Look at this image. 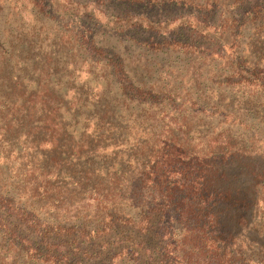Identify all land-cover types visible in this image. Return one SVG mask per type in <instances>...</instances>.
Returning <instances> with one entry per match:
<instances>
[{"label":"rangeland","instance_id":"obj_1","mask_svg":"<svg viewBox=\"0 0 264 264\" xmlns=\"http://www.w3.org/2000/svg\"><path fill=\"white\" fill-rule=\"evenodd\" d=\"M89 77L88 90L81 84ZM128 84L147 94L139 98ZM102 90L134 115L114 119L116 141L152 131L157 140L170 126L186 153L209 157L230 143L235 160L264 172V0H0V196L9 206L0 205V264H167L163 242L134 227L153 197L164 201L161 192L133 180L116 201L133 225L92 231L100 207L75 182L104 161L58 155L39 129L47 117L52 124L54 107L71 119L77 103ZM43 93L49 111L40 107ZM119 158L105 160L96 178L106 185L116 167L136 173ZM256 189L251 215L223 216L233 219L232 236L216 247L219 263L199 264H264V179Z\"/></svg>","mask_w":264,"mask_h":264},{"label":"trees","instance_id":"obj_2","mask_svg":"<svg viewBox=\"0 0 264 264\" xmlns=\"http://www.w3.org/2000/svg\"><path fill=\"white\" fill-rule=\"evenodd\" d=\"M115 66L118 67V71L122 70L120 62ZM112 76L116 77V73L113 72ZM91 80L92 78L89 77L83 81L81 87H87L89 90ZM109 81L110 78H107V83ZM128 86L132 88L131 85L128 84ZM119 88L122 95L127 94L128 89L123 85L120 84ZM131 90L139 98L147 94L140 87ZM106 91L102 90L95 100H82L81 103H77L71 119H68L65 113L58 114L54 107L51 109L54 126L47 117L43 119L39 127L40 130L50 133L47 138L52 136L53 148L58 150V155L64 152L65 157L72 155L75 161L81 158L87 159L86 161H104L101 167H98V172L94 174L90 167L85 173L84 180L75 182L79 191L87 192L89 198L96 201V206L100 207L93 213L92 219L98 223L92 225V231L105 233L113 225L118 228L122 224L133 225L132 219L126 218L122 213L117 214L119 211L116 201L120 198V193L125 186L130 184L131 188L132 181L136 179L140 181V184L143 183L141 188L149 187L151 191V187L153 189L156 187L164 198V201L160 203H154L156 202L154 197L152 201H149L150 205L145 214L142 213L144 216L134 226L136 233L147 236L152 234L158 241L163 242L162 254L167 264H199V259L203 262L213 260L219 263L216 247L221 243L228 245L232 236L227 229V224L233 219L229 218L227 221L223 219V216L227 217L231 209L252 214L257 201L256 186L264 179V172L255 171L251 163L246 164L244 161L235 160L233 156L236 152L233 150L235 147L230 143L226 144L223 153H217L215 150L213 152L211 149L207 153L209 157H201L199 153H194V156L190 152L186 153L183 143L177 142L170 126L165 127L157 135L159 137L157 140L151 138V134H154L152 131L146 134V140L140 136L132 143L124 137L116 141L120 131L113 126L114 119L128 121L134 115L126 112V108L118 106L114 98L116 95L110 97L112 93ZM154 93V95L160 94ZM43 94L45 96L43 95L40 100V107L49 111L50 103H47L50 99L46 98L45 93ZM82 95L87 96L88 91L74 93V101ZM152 118L150 116L151 120ZM114 136L115 138L110 140ZM182 139L187 142L188 136ZM123 152L132 154L127 156L128 163L133 161V170L136 173H125L122 168L116 167L114 177L109 178L105 185L102 181L104 182L107 178L104 180L96 178L98 173L107 170L105 160L120 157L117 161L123 163L127 158L121 157ZM225 157L227 159L224 163L222 160ZM231 165H235L233 170L229 168ZM247 176L251 181L250 184L243 181ZM134 194L135 191L131 190L127 201ZM137 196H142L140 191ZM5 202L6 199L0 196L1 207L8 210L9 206L7 203L5 205ZM105 218H109L108 224L102 223ZM151 220H156L152 229L149 228ZM234 222L237 225L240 224L239 219ZM178 236L179 239H175ZM23 241L26 242L24 239ZM155 250L157 249L146 248V252L150 253Z\"/></svg>","mask_w":264,"mask_h":264}]
</instances>
